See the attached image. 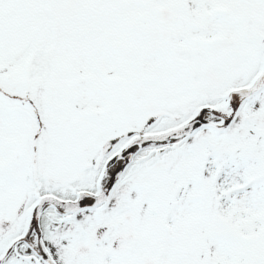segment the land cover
<instances>
[{
	"label": "snow or ice",
	"instance_id": "snow-or-ice-1",
	"mask_svg": "<svg viewBox=\"0 0 264 264\" xmlns=\"http://www.w3.org/2000/svg\"><path fill=\"white\" fill-rule=\"evenodd\" d=\"M0 264H264V0H0Z\"/></svg>",
	"mask_w": 264,
	"mask_h": 264
}]
</instances>
